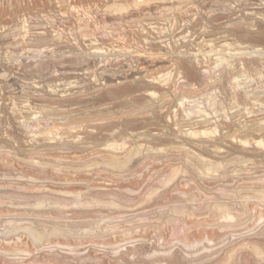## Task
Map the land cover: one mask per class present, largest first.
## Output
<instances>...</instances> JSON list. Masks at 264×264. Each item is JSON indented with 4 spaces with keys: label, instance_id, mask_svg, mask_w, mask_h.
Wrapping results in <instances>:
<instances>
[{
    "label": "rangeland",
    "instance_id": "374dc122",
    "mask_svg": "<svg viewBox=\"0 0 264 264\" xmlns=\"http://www.w3.org/2000/svg\"><path fill=\"white\" fill-rule=\"evenodd\" d=\"M0 264H264V0H0Z\"/></svg>",
    "mask_w": 264,
    "mask_h": 264
}]
</instances>
